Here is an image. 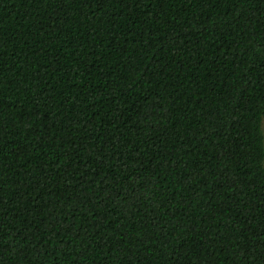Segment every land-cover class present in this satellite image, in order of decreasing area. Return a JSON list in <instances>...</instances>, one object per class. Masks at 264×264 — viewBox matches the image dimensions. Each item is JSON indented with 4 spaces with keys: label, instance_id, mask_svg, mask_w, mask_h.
Wrapping results in <instances>:
<instances>
[{
    "label": "trees",
    "instance_id": "1",
    "mask_svg": "<svg viewBox=\"0 0 264 264\" xmlns=\"http://www.w3.org/2000/svg\"><path fill=\"white\" fill-rule=\"evenodd\" d=\"M0 264H264V0H0Z\"/></svg>",
    "mask_w": 264,
    "mask_h": 264
},
{
    "label": "snow or ice",
    "instance_id": "2",
    "mask_svg": "<svg viewBox=\"0 0 264 264\" xmlns=\"http://www.w3.org/2000/svg\"><path fill=\"white\" fill-rule=\"evenodd\" d=\"M5 127H6V125H5Z\"/></svg>",
    "mask_w": 264,
    "mask_h": 264
}]
</instances>
